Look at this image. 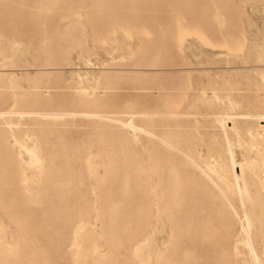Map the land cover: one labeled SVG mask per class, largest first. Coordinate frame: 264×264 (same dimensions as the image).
I'll use <instances>...</instances> for the list:
<instances>
[{"label": "rangeland", "instance_id": "obj_1", "mask_svg": "<svg viewBox=\"0 0 264 264\" xmlns=\"http://www.w3.org/2000/svg\"><path fill=\"white\" fill-rule=\"evenodd\" d=\"M220 116L264 126V0H0V264H248L181 154L225 160Z\"/></svg>", "mask_w": 264, "mask_h": 264}, {"label": "bare ground", "instance_id": "obj_2", "mask_svg": "<svg viewBox=\"0 0 264 264\" xmlns=\"http://www.w3.org/2000/svg\"><path fill=\"white\" fill-rule=\"evenodd\" d=\"M18 115L22 116L24 114L18 112ZM218 118L219 129L222 133L224 147L227 152L225 160L213 161L211 160L212 158H209L208 160H195L189 158L183 153L181 154L183 158H186L191 166H193L198 172L199 177L204 183L215 192L216 196L227 205L228 210L232 213L241 237V245L247 253V263L264 264V226L260 230L259 239H257L254 235V227L251 224L249 213L246 209L247 202L252 200L258 202L264 200V126L257 127L250 131L248 133L247 149H244L245 152H237V149L235 148L242 150V146H240L241 144H233L229 139L231 132L234 134L238 133L236 123L232 120L231 123H229L230 120L227 122L223 116ZM123 126L132 130L136 134L142 133L151 140L158 141L163 148H173L162 137H158L148 131H143L140 128L135 127L131 121L127 124H123ZM19 147L18 155L21 166L24 168L36 164V166H38V158H36L37 156H33L34 152L32 151V148L34 149V146L30 144V142L29 144L26 142L19 143ZM174 150L177 151L176 149ZM248 177H250L252 182L248 180ZM252 187L254 188L255 198L252 197ZM149 196L151 199L154 196L152 186L149 188ZM234 200L236 202L238 201L239 204L236 205Z\"/></svg>", "mask_w": 264, "mask_h": 264}]
</instances>
